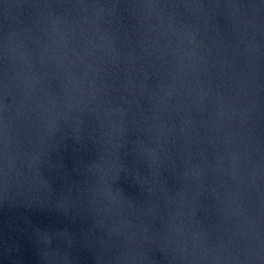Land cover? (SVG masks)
<instances>
[{
	"label": "water",
	"instance_id": "1",
	"mask_svg": "<svg viewBox=\"0 0 264 264\" xmlns=\"http://www.w3.org/2000/svg\"><path fill=\"white\" fill-rule=\"evenodd\" d=\"M0 264H264V57L0 0Z\"/></svg>",
	"mask_w": 264,
	"mask_h": 264
}]
</instances>
